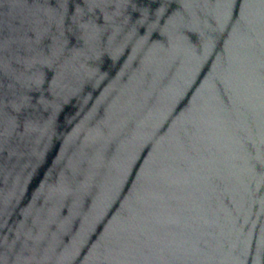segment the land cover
<instances>
[{
  "label": "water",
  "instance_id": "obj_1",
  "mask_svg": "<svg viewBox=\"0 0 264 264\" xmlns=\"http://www.w3.org/2000/svg\"><path fill=\"white\" fill-rule=\"evenodd\" d=\"M0 264H264V0H0Z\"/></svg>",
  "mask_w": 264,
  "mask_h": 264
}]
</instances>
